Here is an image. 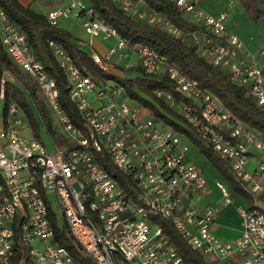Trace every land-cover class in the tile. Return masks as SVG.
<instances>
[{
    "label": "built area",
    "instance_id": "obj_1",
    "mask_svg": "<svg viewBox=\"0 0 264 264\" xmlns=\"http://www.w3.org/2000/svg\"><path fill=\"white\" fill-rule=\"evenodd\" d=\"M115 1L132 16L174 34L183 32L156 8ZM173 1L210 31L203 36L191 31L199 53L226 68L229 77L264 107V70L258 62L264 60V44L253 53L243 48L239 35L226 25L225 10L208 11L198 0ZM45 16L53 24H60L63 17L77 18L87 44L96 36L114 37L104 51L91 46L87 50L103 70L133 64L127 62V50L136 52L134 64L142 71L166 70L174 89L190 101L176 102L172 92L162 88L155 94L175 104L194 133L228 161L240 184L264 201V157L249 166L252 152L264 148L263 133L233 114L197 78L169 64L153 45L129 46L88 0H62ZM0 44L17 68L37 83L58 125L51 123L56 136L48 131L53 145L49 150L16 98L1 105L0 264H82L55 236V224L63 223L94 264H192L169 240L160 218H168L191 247L223 264H264V209L249 201L237 203L240 233L218 237L212 226L219 205L201 202L208 182L203 167L188 152L193 142L184 132L128 95L119 80L100 79L84 70L49 39L78 110L79 120L72 118L59 103L54 76L1 4ZM123 74L121 69L118 75ZM7 82L20 80L12 68L1 64V99ZM104 157L120 176L109 172ZM215 185L221 203L232 201L229 184L216 179Z\"/></svg>",
    "mask_w": 264,
    "mask_h": 264
},
{
    "label": "trees",
    "instance_id": "obj_2",
    "mask_svg": "<svg viewBox=\"0 0 264 264\" xmlns=\"http://www.w3.org/2000/svg\"><path fill=\"white\" fill-rule=\"evenodd\" d=\"M93 7L126 39L127 44L136 47L149 43L159 50L169 64L176 66L186 74L197 78L199 84L215 94L229 110L248 125L264 134V107L259 105L245 88L232 80L226 68L209 62L199 53L191 31L196 30L199 36L210 34L204 23L193 21L173 0H132L142 2L161 11L173 24L183 32L174 34L163 26L137 18L126 13L115 0H88ZM251 19L264 14V0H238ZM8 17L25 33L32 50L42 59L46 69L54 76L58 87V100L72 118L79 120L75 103L69 98L68 85L64 71L59 66L49 39L54 40L68 52L75 63L100 79L113 77L124 84L128 95L141 102L143 106L172 125L198 146L214 167L227 179L234 193H243L252 199L251 194L232 174L228 161L222 158L211 145L194 133L190 124L175 104L155 94L156 88L172 92L176 102L190 101L189 96L174 89L172 78L166 70L146 73L137 64L120 67L124 74L118 75L100 68L90 57L87 50L76 43L72 31L60 24L50 23L45 12L34 7L32 2L20 0H0ZM5 64L12 68L20 80V85L6 83L5 96L0 101L6 103L14 97L22 105L30 120L35 135L39 137L38 117L46 124L49 133L56 136L51 126L52 117L37 83L28 74L23 73L7 55L0 44V66ZM122 66V65H121ZM105 158V157H104ZM103 158V159H104ZM104 166L114 175L120 173L105 158ZM163 230L182 257L192 264H217L215 257H209L203 251L191 247L180 235L168 218H160ZM57 240L67 246L82 264H94L91 256L84 250L68 226L55 224Z\"/></svg>",
    "mask_w": 264,
    "mask_h": 264
},
{
    "label": "crops",
    "instance_id": "obj_3",
    "mask_svg": "<svg viewBox=\"0 0 264 264\" xmlns=\"http://www.w3.org/2000/svg\"><path fill=\"white\" fill-rule=\"evenodd\" d=\"M23 3L32 2L35 7V3H42L41 0H20ZM198 3L205 9L211 12H218L220 10H225L227 12L226 16V25L230 30L235 31L243 42V48L249 52H257L258 48L264 44V15L261 18H258L256 22L251 20L247 15L246 11L243 9L242 5L238 0H198ZM46 5V3H45ZM48 5V4H47ZM47 9L43 10L45 12ZM73 18V17H72ZM61 21L65 23L76 38V43L81 47L85 46V33L82 29V26L75 19L69 17L61 18ZM97 37V36H96ZM99 37V36H98ZM103 38V37H101ZM109 38V37H107ZM113 43V42H112ZM91 47L99 51H104L108 46L101 44H88ZM110 45V44H109ZM134 62L138 61V56L136 52L132 51L130 53ZM130 56V58H131ZM258 62L262 69L264 70V60L258 58ZM113 72L118 74L121 72V68L116 66L113 69ZM192 155V154H191ZM264 157V151H253L249 159V166L253 167L255 162ZM216 168V167H215ZM217 169V168H216ZM205 172V171H204ZM207 182H208V191L204 198L201 199V202L207 201L213 204L219 205V211L215 217L212 230L213 232L221 238L234 237L240 233V217L236 208L237 203H246L247 201L261 207L264 209V201H261L258 195L251 194L252 199L249 200V197L243 193H234L233 199L228 203H221L220 194L217 186L215 185V180L213 176L207 175L205 173ZM230 185V183H229ZM231 186V185H230ZM232 188V187H231ZM233 191V189H232ZM209 257H215L210 255ZM217 264H223L222 259L215 257Z\"/></svg>",
    "mask_w": 264,
    "mask_h": 264
},
{
    "label": "rangeland",
    "instance_id": "obj_4",
    "mask_svg": "<svg viewBox=\"0 0 264 264\" xmlns=\"http://www.w3.org/2000/svg\"><path fill=\"white\" fill-rule=\"evenodd\" d=\"M37 1H40V0H37ZM61 1L62 0H41L42 3H35V8L43 11L46 8H50L52 6H55V5L59 4V3H61ZM45 3H46V5H45ZM261 17H262V15L258 16L256 19H251V20L256 22L257 19L261 18ZM69 18L75 19V18H72V17H69ZM75 20L77 22L79 21L77 18ZM60 25H63L65 27H67L68 29H71L65 23H63L61 20H60ZM93 42H94V44H101V45H107L108 46L109 44L114 42V37L101 38L100 36L99 37L97 36V37L93 38ZM83 48L85 50H89L90 49V45L86 44L85 46H83ZM130 53H132V50H127V62L128 61H132V63L134 64V58H132ZM130 56H131V58H130ZM121 61L123 63L125 60H121ZM15 84L20 85V82H17ZM1 105H2V102L0 103V108H1ZM37 119H38V122H39V127H38L39 137L45 142L47 148L49 150H51L53 145H52V141H51L50 135L48 133V130L46 129L45 125L43 124L41 118L38 117ZM52 121H53L54 127L58 128V125L54 121L53 118H52ZM254 151H256V152L257 151H264V148L263 149H255ZM188 152L190 153V155L192 154L191 156L203 167V169H204V171H205V173L207 175H211V176H213L214 179L215 178L216 179H220L224 183L229 184L227 179L219 172V170H217L212 165V163L206 158V156L199 150V148H198V146L196 144L191 143ZM207 255L210 256V254H207Z\"/></svg>",
    "mask_w": 264,
    "mask_h": 264
}]
</instances>
